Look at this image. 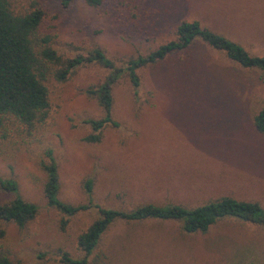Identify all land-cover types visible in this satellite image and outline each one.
Wrapping results in <instances>:
<instances>
[{
    "label": "rangeland",
    "instance_id": "obj_1",
    "mask_svg": "<svg viewBox=\"0 0 264 264\" xmlns=\"http://www.w3.org/2000/svg\"><path fill=\"white\" fill-rule=\"evenodd\" d=\"M35 1L44 11L42 32L63 57L99 48L124 68L175 39L182 20H197L251 55L264 56V0H103L99 7L85 0ZM107 73L90 63L64 82L48 79L45 118L30 128L11 120L0 130V179L14 180L18 194L38 207L24 227L3 224L0 246L12 262L66 264L63 252L82 257L77 238L99 216L97 205L193 207L229 195L264 207V133L252 122L264 108L263 71L243 68L197 40L138 67L136 86L124 71L112 89L118 125H105L99 141H87L94 133L87 120L104 115L89 91ZM225 146L227 154L219 153ZM47 151L57 164L58 198L88 206L68 218L43 193ZM13 197L0 189V204ZM88 264H264V229L222 218L206 232L188 233L179 220L118 219Z\"/></svg>",
    "mask_w": 264,
    "mask_h": 264
},
{
    "label": "trees",
    "instance_id": "obj_2",
    "mask_svg": "<svg viewBox=\"0 0 264 264\" xmlns=\"http://www.w3.org/2000/svg\"><path fill=\"white\" fill-rule=\"evenodd\" d=\"M93 7H99L103 0H85ZM44 11L40 4L31 0L23 5L19 0H0V130L8 121L15 120L25 127H33L42 121L49 107L46 82L52 78L64 82L78 67L97 63L108 70L103 82L89 93L94 95L103 108L100 119H88L94 133L85 139L97 142L105 125L117 126L112 118V89L124 71L133 85L139 84L136 69L148 63L164 59L169 53L183 50L199 40L205 45L223 51L226 56L243 68H257L264 72V56L251 55L242 45L203 27L197 20H182L176 27L175 39L170 40L147 55H140L127 61L124 68L118 67L105 53L94 48L86 55L63 57L51 47V38L42 32ZM255 129L264 133V108L252 119ZM48 162L44 164L46 181L43 193L48 205L56 208L67 218L88 206L71 205L57 196L59 189L57 164L47 151ZM91 179L85 181L88 195L92 189ZM0 189L11 192L14 197L0 204V239L6 236L3 224L14 223L24 227L37 214L36 204L25 201L18 194V185L12 179H0ZM91 201V200H90ZM99 216L94 219L77 238L83 252L80 258H72L66 252L61 254L66 264H88V256L98 244L102 234L116 220L141 221L148 219H174L181 222L183 231L206 232L211 225L222 218H235L252 222L264 229V207L257 201L239 200L232 196H221L215 200L184 207L177 204H141L130 210L104 208L99 205ZM68 219L62 220V226ZM0 264H20L12 262L8 253L0 246Z\"/></svg>",
    "mask_w": 264,
    "mask_h": 264
},
{
    "label": "crops",
    "instance_id": "obj_3",
    "mask_svg": "<svg viewBox=\"0 0 264 264\" xmlns=\"http://www.w3.org/2000/svg\"><path fill=\"white\" fill-rule=\"evenodd\" d=\"M209 105H211V104H209ZM217 152H219V149H215ZM224 150V152H219V153H222V154H225L226 152H227V148H226V146H225V149H223ZM200 151L202 152V153H204L205 155H209L210 154V149H200ZM227 154V153H226Z\"/></svg>",
    "mask_w": 264,
    "mask_h": 264
}]
</instances>
